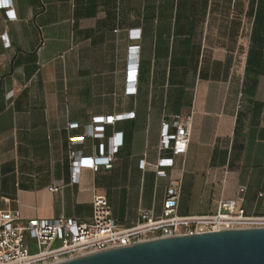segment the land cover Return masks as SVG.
<instances>
[{
  "label": "crops",
  "instance_id": "crops-1",
  "mask_svg": "<svg viewBox=\"0 0 264 264\" xmlns=\"http://www.w3.org/2000/svg\"><path fill=\"white\" fill-rule=\"evenodd\" d=\"M8 10L0 210L89 222L98 194L131 227L140 210L161 214L177 178L180 215L238 197L264 215V0H9ZM174 115H191L183 156L159 147ZM120 136L110 168L81 167L72 182L70 152L106 156ZM164 158L173 162L161 177L153 165Z\"/></svg>",
  "mask_w": 264,
  "mask_h": 264
},
{
  "label": "built area",
  "instance_id": "built-area-1",
  "mask_svg": "<svg viewBox=\"0 0 264 264\" xmlns=\"http://www.w3.org/2000/svg\"><path fill=\"white\" fill-rule=\"evenodd\" d=\"M9 0H0V9L8 10ZM128 83L135 92L137 69H131ZM122 116L115 115L101 119L103 123H114ZM191 115H174L171 123L162 122L159 147L168 150L172 156L185 155L190 137ZM101 130L102 127L97 126ZM170 129L172 132H170ZM69 142L82 139L69 137ZM108 155L83 156L70 152L71 180L78 181L81 167L96 169L111 167L112 155L121 144V136ZM172 158L159 159L153 165L157 175L164 177L162 167L171 166ZM56 190V188H52ZM243 187L238 189L242 193ZM181 182L169 178L165 189L162 211L154 216L151 211L140 210L134 226L123 227L113 217L111 206L104 195H94L92 217L89 222H79L74 218L22 220L18 212L0 210V264H55L109 248L128 246L140 241L182 234L219 231L222 229L264 227V215L245 213L237 205L241 197L221 198L212 213L180 215L178 203Z\"/></svg>",
  "mask_w": 264,
  "mask_h": 264
},
{
  "label": "water",
  "instance_id": "water-1",
  "mask_svg": "<svg viewBox=\"0 0 264 264\" xmlns=\"http://www.w3.org/2000/svg\"><path fill=\"white\" fill-rule=\"evenodd\" d=\"M55 264H264V227L160 237Z\"/></svg>",
  "mask_w": 264,
  "mask_h": 264
},
{
  "label": "rangeland",
  "instance_id": "rangeland-1",
  "mask_svg": "<svg viewBox=\"0 0 264 264\" xmlns=\"http://www.w3.org/2000/svg\"><path fill=\"white\" fill-rule=\"evenodd\" d=\"M201 208L204 210V211H206V212H208V203H204L202 206H201ZM214 209H212L211 211H213Z\"/></svg>",
  "mask_w": 264,
  "mask_h": 264
}]
</instances>
